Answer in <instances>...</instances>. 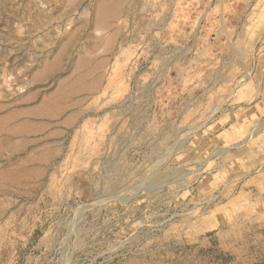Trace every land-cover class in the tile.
Masks as SVG:
<instances>
[{
  "label": "rangeland",
  "instance_id": "374dc122",
  "mask_svg": "<svg viewBox=\"0 0 264 264\" xmlns=\"http://www.w3.org/2000/svg\"><path fill=\"white\" fill-rule=\"evenodd\" d=\"M0 264H264V0H0Z\"/></svg>",
  "mask_w": 264,
  "mask_h": 264
},
{
  "label": "bare ground",
  "instance_id": "6f19581e",
  "mask_svg": "<svg viewBox=\"0 0 264 264\" xmlns=\"http://www.w3.org/2000/svg\"><path fill=\"white\" fill-rule=\"evenodd\" d=\"M100 5H102V4H100V3H99V5H98V6H100ZM98 6H97V7H98ZM104 6H105V5H104ZM98 8H99V7H98ZM99 9H100V8H99ZM101 9H102V8H101ZM101 9H100V10H101ZM104 10H105V9H104ZM104 10H103V11H104ZM99 12H100V11H99Z\"/></svg>",
  "mask_w": 264,
  "mask_h": 264
}]
</instances>
